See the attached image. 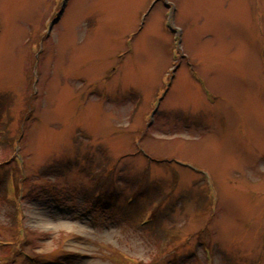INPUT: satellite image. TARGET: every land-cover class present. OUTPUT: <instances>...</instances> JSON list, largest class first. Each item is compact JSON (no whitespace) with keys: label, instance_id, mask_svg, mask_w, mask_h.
Masks as SVG:
<instances>
[{"label":"rangeland","instance_id":"1","mask_svg":"<svg viewBox=\"0 0 264 264\" xmlns=\"http://www.w3.org/2000/svg\"><path fill=\"white\" fill-rule=\"evenodd\" d=\"M64 1L0 0V264H264V0Z\"/></svg>","mask_w":264,"mask_h":264},{"label":"bare ground","instance_id":"2","mask_svg":"<svg viewBox=\"0 0 264 264\" xmlns=\"http://www.w3.org/2000/svg\"><path fill=\"white\" fill-rule=\"evenodd\" d=\"M67 2V0H65L64 1V4H63V10H64V6H65V3ZM148 16H149V14H148ZM146 18H147V16H146ZM174 18H175V14H174ZM146 20V19H145ZM153 25V24H152ZM52 27H53V24H52ZM51 27V28H52ZM154 27V25L152 26V28ZM135 36V35H134ZM136 37V36H135ZM182 38H183V34L181 35V41L179 42V44H180V46L182 45L181 43H182ZM3 46H6L5 44H3ZM153 56L150 58V60H149V62H148V72H147V74L145 75L144 74V76H142V78H150L151 77V75H149V74H151L152 73V68H153V65L155 64V63H157L158 62V60H159V58H158V56H156V54L154 53V54H152ZM173 84V81H171V83L169 84V88L168 89H170L171 88V85ZM188 91H189V86H188V89H187ZM191 93V92H190ZM189 93V94H190ZM166 94V93H165ZM165 94H164V96H165ZM190 95H192V93L190 94ZM160 104H161V102H159L158 103V105H157V108L159 109V106H160ZM186 176H188V173H186ZM22 247H24V244H23V246ZM27 251H25V249H24V253H23V255L24 256H28L27 255ZM5 261V260H4Z\"/></svg>","mask_w":264,"mask_h":264},{"label":"trees","instance_id":"3","mask_svg":"<svg viewBox=\"0 0 264 264\" xmlns=\"http://www.w3.org/2000/svg\"><path fill=\"white\" fill-rule=\"evenodd\" d=\"M8 247L10 248V249H9V254H10V253H11V250H12V248H11L12 245H7V246L4 247V248H8ZM14 248H15V247H14ZM18 251H19V250H17V248H15L14 251H12V252L15 253V252H18ZM10 259H11V258H10V255H9V256H8V259H7L6 261H8V260H10ZM3 260H4V259H3ZM3 263H4V262H3Z\"/></svg>","mask_w":264,"mask_h":264}]
</instances>
